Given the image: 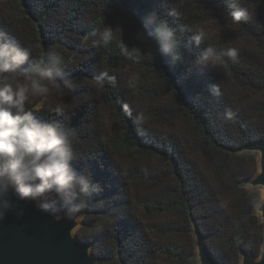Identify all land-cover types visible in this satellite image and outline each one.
<instances>
[{"label":"trees","instance_id":"obj_1","mask_svg":"<svg viewBox=\"0 0 264 264\" xmlns=\"http://www.w3.org/2000/svg\"><path fill=\"white\" fill-rule=\"evenodd\" d=\"M229 2L0 0V29L35 51L21 70L41 56L49 65L65 57L66 68L53 75L61 82L70 77L73 87L41 101L46 108L62 103L65 113L34 115L75 129L73 167L101 186L76 235L107 264H196L195 231L221 264H238L242 252L260 253L261 193L245 185L258 158L241 148L264 140V3L231 0L254 8L260 22L233 25ZM172 9L179 16L169 15ZM161 20L174 30L178 57L163 51ZM209 23L216 29L203 28ZM105 24L115 28L113 42L93 45ZM189 28L209 36L197 45ZM208 45L237 47L240 61L197 63ZM103 71L116 75V87L108 77L96 86Z\"/></svg>","mask_w":264,"mask_h":264},{"label":"clouds","instance_id":"obj_2","mask_svg":"<svg viewBox=\"0 0 264 264\" xmlns=\"http://www.w3.org/2000/svg\"><path fill=\"white\" fill-rule=\"evenodd\" d=\"M259 2L264 3V0ZM229 8L228 16L233 25H240L242 19L260 24L254 8L240 6L231 0ZM169 15L179 16V13L172 9ZM155 19L156 13L153 12L148 20ZM189 30L193 32L191 39L197 45L209 36L202 28ZM156 31L162 37L163 51L175 53L178 57L181 49L167 21L161 20ZM114 33L115 28L105 24L99 40L92 41L93 45L102 41L107 46L113 42ZM51 49L62 53L55 46ZM34 52L31 47H19L10 32L0 29V221L5 220L10 212L21 219L24 209L19 202L29 201L40 212L58 221L73 222L88 207L89 198L100 193L101 186L89 174L78 173L73 167L75 129L60 120L42 121L34 115L45 109L63 115L64 104L55 103L46 108L41 101L52 93L62 97L64 90L73 87L70 77L61 82L53 75L67 66L63 53L53 57L50 65L41 56L38 62L21 70ZM121 52L125 56L131 55L126 45H121ZM132 57L133 63L139 62V56ZM239 61V48L217 49L208 45L196 62L227 67L229 63ZM104 77L116 87V75L108 76L107 71L94 77L97 87L102 88L99 82ZM134 86L135 81L130 79L127 87ZM214 88L219 92V85ZM122 107L127 115H131L129 105ZM226 115L229 120L235 118L232 111Z\"/></svg>","mask_w":264,"mask_h":264},{"label":"water","instance_id":"obj_3","mask_svg":"<svg viewBox=\"0 0 264 264\" xmlns=\"http://www.w3.org/2000/svg\"><path fill=\"white\" fill-rule=\"evenodd\" d=\"M241 151L257 154V172L245 184L250 189H263L255 211L264 220V140L246 145ZM19 206L24 209L21 219L10 212L0 221V264H107L94 256L90 244L78 239L82 214L73 222L58 221L40 212L32 202L20 201ZM194 236L196 264H221L197 231ZM238 264H264V239L259 255L242 252Z\"/></svg>","mask_w":264,"mask_h":264},{"label":"rangeland","instance_id":"obj_4","mask_svg":"<svg viewBox=\"0 0 264 264\" xmlns=\"http://www.w3.org/2000/svg\"><path fill=\"white\" fill-rule=\"evenodd\" d=\"M216 26H217V24L216 23H209L208 25H206V26H204L203 25V28L204 29H208L209 30V28H211V29H216ZM126 74H127V71L125 72ZM246 185V187H249L248 186V184H245ZM260 193H261V189H260ZM240 261V260H239Z\"/></svg>","mask_w":264,"mask_h":264},{"label":"bare ground","instance_id":"obj_5","mask_svg":"<svg viewBox=\"0 0 264 264\" xmlns=\"http://www.w3.org/2000/svg\"><path fill=\"white\" fill-rule=\"evenodd\" d=\"M261 194H263V189H261Z\"/></svg>","mask_w":264,"mask_h":264}]
</instances>
